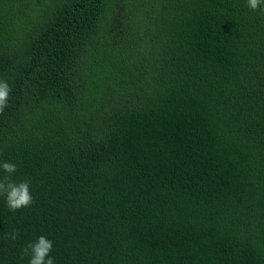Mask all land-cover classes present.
<instances>
[{"label": "trees", "instance_id": "trees-1", "mask_svg": "<svg viewBox=\"0 0 264 264\" xmlns=\"http://www.w3.org/2000/svg\"><path fill=\"white\" fill-rule=\"evenodd\" d=\"M245 5L0 0V163L33 197L0 196V264L40 236L54 264H264V12Z\"/></svg>", "mask_w": 264, "mask_h": 264}, {"label": "clouds", "instance_id": "clouds-1", "mask_svg": "<svg viewBox=\"0 0 264 264\" xmlns=\"http://www.w3.org/2000/svg\"><path fill=\"white\" fill-rule=\"evenodd\" d=\"M264 0H246V7L253 12H264ZM10 87L6 81H0V114H3L8 106ZM0 171L4 173L0 178V196L6 197V204L9 211L15 213L20 209L28 208L33 203V197L30 192V180H24L16 183L12 176L17 171L16 164L12 162L0 163ZM10 238H17L14 230ZM53 249V242L45 236H40L35 243H29L25 248V254H29V264H54V258L50 256Z\"/></svg>", "mask_w": 264, "mask_h": 264}]
</instances>
